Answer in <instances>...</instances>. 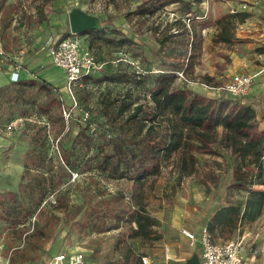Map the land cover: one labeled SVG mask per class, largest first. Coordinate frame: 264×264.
Returning <instances> with one entry per match:
<instances>
[{
  "label": "rangeland",
  "instance_id": "rangeland-1",
  "mask_svg": "<svg viewBox=\"0 0 264 264\" xmlns=\"http://www.w3.org/2000/svg\"><path fill=\"white\" fill-rule=\"evenodd\" d=\"M142 2L0 0L2 43L18 59L24 55L27 69L21 70V80L49 81L58 89L56 95H64L70 103L64 70L53 65L44 52L36 53L35 47L48 32L71 30V9L84 6L109 18L103 33L88 36L98 57L116 58L123 52L147 71L176 68L177 86L242 103V95H233L223 86L234 74L251 73V66L262 62L255 52L264 40V0H204L199 7L193 5L191 19L178 2L170 3L153 18H142L135 9ZM244 10L253 15L237 22L234 33L242 40H215L214 33L220 30L218 19ZM174 24L178 31L169 32L168 27ZM129 64L112 63L106 69L108 77L124 73L127 79L116 82L104 76L101 82L80 91L93 122L92 129L83 133L78 120L70 124L63 121L60 108L50 104L45 90L11 83L9 73L0 69L2 258L9 259L10 264H49L56 254L81 252V264H125L123 254L131 247L133 264H144L141 255H148L150 264H186L194 252L199 253V245L192 246L180 232L181 227L197 231L207 227L220 241L245 235L247 264H264V208L256 220L238 223L236 228H222L212 221L221 206L228 202L243 205L248 195L233 184V168L241 157L232 151L222 127L218 128L214 152L183 147L171 157H163L160 169L140 182L100 168L101 156L95 155L102 141L99 133L105 128L109 136L131 133L137 127L123 126L127 114L111 120L118 101L105 109L101 97L130 92L133 105L150 101L152 76L157 73L139 75L134 70L137 67ZM261 77L254 76V87ZM261 97L258 94L253 102L261 106ZM78 111L76 108L75 114ZM64 152L71 164L64 161ZM44 189L47 191L42 198ZM140 204L156 221L148 237L131 236L136 225L133 213Z\"/></svg>",
  "mask_w": 264,
  "mask_h": 264
},
{
  "label": "trees",
  "instance_id": "trees-1",
  "mask_svg": "<svg viewBox=\"0 0 264 264\" xmlns=\"http://www.w3.org/2000/svg\"><path fill=\"white\" fill-rule=\"evenodd\" d=\"M176 1L181 5L180 7H183L185 13L192 15L189 17L191 19L194 17L193 5L198 4L199 7L204 0H147L138 11L143 14H153L167 4ZM195 15L199 16V14ZM251 15L250 11L244 10L220 17L218 19L220 30L214 34V39L223 42L241 41V38L236 37L234 29L237 22H245ZM108 19H101V28L86 30L83 33L90 35L103 33L106 30V25L109 24ZM71 33L69 30L64 35ZM194 36L193 32L190 55L193 52ZM89 48L91 49L90 45ZM258 51L264 52V45L258 47ZM125 57V55H119L116 58L102 59L97 56L98 59L105 61V65L100 71L84 76L75 84V94L78 100L76 107L62 101L60 94L57 96L55 93L58 89L49 81L20 79L17 82H10L35 85L45 90L50 97V104H55L60 108L63 121L66 123L63 114L65 106L71 112L68 124L78 120L77 122L83 126L81 128L83 133L85 130L92 129L93 122L91 116L87 120L82 118L83 112L89 111L90 114V110L83 104L80 91L88 90L89 85L93 82H101L104 76L116 82L127 79L122 75L124 73L112 74L108 77L106 72L107 67L112 63L126 62L130 65L124 60ZM134 70L139 75L157 73L152 76L150 101L133 105L130 92L119 97L105 93L101 97L99 101L105 109L112 108L118 101L110 116L111 120L127 114L123 126L135 124L137 127L131 133H115L109 136L107 128L99 133L102 141L99 143L95 155L101 156L100 168L119 178L140 182L160 169L163 157H171L175 151L183 147H189L199 152H214L218 128L222 127L225 130L226 138L231 141L232 151L241 157V162L233 168V184L246 190L248 195L243 205L228 202L221 206L213 214L212 221L221 225L222 228L227 225L236 228L238 223L256 220L264 208V190L254 188L255 184H264V129L259 128V118L255 107L251 104L231 103L225 99L210 97L185 85L177 86L175 82L179 71L176 68L147 71L142 67ZM76 108L79 110L78 114H75ZM95 129L94 126L92 131L95 132ZM191 139L193 141H190ZM63 159L66 163L71 164L70 157L66 153ZM45 191L47 189L42 192V198L46 194ZM133 219L136 225L132 226L131 236L148 237L152 234L156 221L141 204L133 213ZM123 258L125 264L135 262V254L131 247L126 248Z\"/></svg>",
  "mask_w": 264,
  "mask_h": 264
},
{
  "label": "built area",
  "instance_id": "built-area-1",
  "mask_svg": "<svg viewBox=\"0 0 264 264\" xmlns=\"http://www.w3.org/2000/svg\"><path fill=\"white\" fill-rule=\"evenodd\" d=\"M44 48L51 57L52 63L62 68L66 74V92L71 100L69 104L74 107L78 106L75 84L84 76L100 71L104 67L105 61L97 58L89 48L86 36L78 33L50 34L44 43ZM23 57L20 55L21 59H18L5 49L0 33V69L8 71L12 82L19 81L21 70L27 69ZM124 60L141 69L139 63L134 59L125 57ZM253 78L254 75L252 74L239 72L234 74L223 88L233 95L249 94L252 90ZM60 97L62 101L68 104L64 95H60ZM63 114L65 120L69 122L71 112L65 106L63 107ZM88 117L89 111H84L82 114L83 120H87ZM180 232L188 238L192 246L199 245L201 264H247V258L243 251L245 235L220 241L215 238L207 227H203L199 231L189 227H181ZM141 258L144 264L151 263V258L148 255H142ZM83 261L84 254L81 252H62L56 254L49 264H81ZM0 264H10L9 259L4 260L1 253Z\"/></svg>",
  "mask_w": 264,
  "mask_h": 264
},
{
  "label": "crops",
  "instance_id": "crops-1",
  "mask_svg": "<svg viewBox=\"0 0 264 264\" xmlns=\"http://www.w3.org/2000/svg\"><path fill=\"white\" fill-rule=\"evenodd\" d=\"M147 0H143V2L140 4V5H137L136 7H135V9L137 10V12H139L138 11V9L141 7V5L142 6H144L145 5V2H146ZM177 2V1H176ZM172 3V2H171ZM170 4V3H169ZM169 4H167V5H169ZM167 5L164 7V8H166L167 7ZM83 9H85L87 12H89V13H93V14H95V15H97V16H99L101 19H105L104 17H102L100 14H98V13H94L93 11H91V10H89V9H87V8H85L84 6L82 7ZM164 8H162V10H164ZM178 8V6L176 7V9ZM161 10V9H160ZM160 10H158L157 12H159ZM157 12H154L153 14H143V13H140L139 12V14L142 16V18H145V19H147V17H149V19L150 18H153L154 17V14H156ZM253 15V14H252ZM251 15V16H252ZM190 19V18H189ZM247 20V19H246ZM241 23H243V22H241ZM165 25H162V27H164ZM236 27H237V25H236ZM168 28H170V31L169 32H176V31H178V29H177V27H176V25L174 24V25H170ZM218 32V31H217ZM216 32V33H217ZM259 33V32H258ZM50 34H58V35H64V34H66V32H63V33H59V32H48L47 34H45V36L43 37V39H42V41L37 45L36 44V47H35V50H36V53H38V52H44L45 53V55L50 59V61H51V57L49 56V54L47 53V50L44 48V43H45V41H46V39H47V37L50 35ZM215 34V33H214ZM85 36H86V40H87V43L89 44V39L91 38V35L90 34H84ZM236 35V34H235ZM88 36L90 37L89 39H88ZM236 37H238V36H236ZM240 38V37H239ZM219 42H223V41H219ZM236 42H238V41H236ZM261 45H264V40H263V42H261V43H259V45H258V47H260ZM258 47H257V51L255 52L256 53V55H257V58H259L262 62L260 63V64H256V65H253V66H251V68H250V70H252V72L251 73H249V74H252V75H257V76H259V75H262V77H261V80H260V82L257 84V87L255 86L254 87V84H253V88H252V91H251V93H249V94H245V95H242V96H240V97H242L241 99L242 100H240L242 103H245V104H251V105H253L254 107H255V109H256V111H257V116H258V118H259V122H258V124H259V128L260 129H264V102H263V104H261V106H259L258 104H256L255 102H253V100L255 99V100H258V98H257V96H258V94H260L262 97H263V101H264V52H259L258 51ZM37 48V49H36ZM6 50H7V48H6ZM10 53V52H9ZM120 55H126L125 53H123V52H120ZM52 62V61H51ZM54 65V64H53ZM159 71L160 70H162V69H158ZM5 71H7V70H5ZM155 71H157V70H155ZM8 72V71H7ZM9 75V74H8ZM10 79V78H9ZM52 80V79H51ZM9 82H10V80H9ZM215 88H217L216 86H214ZM255 90V91H254ZM255 97V98H254ZM261 97V98H262ZM254 188L255 189H258V190H264V184H255L254 185ZM191 228V227H190ZM194 229V228H193Z\"/></svg>",
  "mask_w": 264,
  "mask_h": 264
},
{
  "label": "water",
  "instance_id": "water-1",
  "mask_svg": "<svg viewBox=\"0 0 264 264\" xmlns=\"http://www.w3.org/2000/svg\"><path fill=\"white\" fill-rule=\"evenodd\" d=\"M70 28L72 33H83L86 30L99 29L102 22L99 16L87 12L81 6H75L69 13ZM186 264H201L198 252H194Z\"/></svg>",
  "mask_w": 264,
  "mask_h": 264
}]
</instances>
